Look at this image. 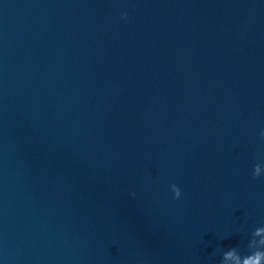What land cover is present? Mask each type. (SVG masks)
<instances>
[{"label":"water","instance_id":"water-1","mask_svg":"<svg viewBox=\"0 0 264 264\" xmlns=\"http://www.w3.org/2000/svg\"><path fill=\"white\" fill-rule=\"evenodd\" d=\"M261 132L264 0H0V264H264Z\"/></svg>","mask_w":264,"mask_h":264},{"label":"clouds","instance_id":"clouds-1","mask_svg":"<svg viewBox=\"0 0 264 264\" xmlns=\"http://www.w3.org/2000/svg\"><path fill=\"white\" fill-rule=\"evenodd\" d=\"M121 16H122V18L127 19V13L126 12H122ZM261 135H264V132H261ZM262 171H264V169H262L259 165H257L255 167V170H254V175L259 176V175H261ZM171 191H172L175 199H179L181 197V190L176 184L171 185Z\"/></svg>","mask_w":264,"mask_h":264}]
</instances>
